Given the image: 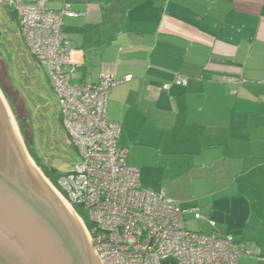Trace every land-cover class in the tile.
I'll return each mask as SVG.
<instances>
[{"label": "crops", "instance_id": "0c3cea01", "mask_svg": "<svg viewBox=\"0 0 264 264\" xmlns=\"http://www.w3.org/2000/svg\"><path fill=\"white\" fill-rule=\"evenodd\" d=\"M48 1L78 13L63 18L81 51L74 80L133 75L106 107L127 164L165 195L168 181L209 178L218 232L258 250L238 264H264V0Z\"/></svg>", "mask_w": 264, "mask_h": 264}, {"label": "built area", "instance_id": "2783aa9c", "mask_svg": "<svg viewBox=\"0 0 264 264\" xmlns=\"http://www.w3.org/2000/svg\"><path fill=\"white\" fill-rule=\"evenodd\" d=\"M1 2L13 10L21 37L57 95L61 123L79 155L57 178L58 192L80 219L100 264H238L242 254L258 253L231 233L187 229V211L212 229L216 225L199 207L181 208L163 191L141 186L138 169L126 162L127 148L118 144L120 125L106 113L111 89L133 75L102 73L97 82L73 81L67 67L79 65L81 51L63 31V18L78 15L69 4L54 10L48 0ZM174 82L184 85L187 78L176 74ZM74 207L85 211L88 227Z\"/></svg>", "mask_w": 264, "mask_h": 264}, {"label": "rangeland", "instance_id": "374dc122", "mask_svg": "<svg viewBox=\"0 0 264 264\" xmlns=\"http://www.w3.org/2000/svg\"><path fill=\"white\" fill-rule=\"evenodd\" d=\"M67 68L69 71H72V67ZM6 72L14 89L18 91L17 93L11 91L9 87L11 83L5 74ZM0 79L5 86L8 87L10 95L15 97L13 102L15 105L14 107L9 99L4 96L0 88V96L4 100L8 113L10 114V121H8V124L14 133V139L12 138V140L17 142L19 154L26 160V167L30 172H35L36 168L38 170L37 172H39L51 185L58 202H60V205L55 202L59 211L64 216L66 213L69 214V216L67 214L69 226L70 223L72 226L75 225L76 221L81 237L87 242L88 237L84 227L81 226L80 219L74 214L78 218L80 225L77 220H73V216L71 217V214L67 210V207L69 208V206L66 201L61 197L57 188L44 176L41 169L35 164V161L29 154L27 146L24 143V136L20 123L22 124V127L25 126L27 133H29L30 127L33 128L32 146L35 154L42 160L46 167L54 169L59 173H65L70 171L72 166L79 161V155L69 144L65 129L61 123L58 98L51 87L47 70L44 66H40L35 62L19 33L16 15L11 8L5 7L1 0ZM73 81L78 82L74 79ZM1 118L4 122L2 116ZM19 119L22 120L20 123ZM30 124L32 126H30ZM7 148L10 149L9 147ZM26 174L29 175L27 172ZM141 174V177H139L141 186L155 190L154 171H143ZM168 184L169 186L167 188L170 190L171 195L167 194L166 196H170L172 201H174L179 207L187 210L193 207H199L205 216L210 217L207 210L210 208L208 207V204L211 199L212 190H214L215 187H213L212 181L209 180V178L205 179L200 175L197 177L191 175L189 177L168 181ZM77 209L81 217L87 221L85 211L81 207H77ZM184 223L185 227L191 231H201L204 233L214 232L215 234H219L220 232L218 229L220 225L216 223L217 228L215 227L212 229L206 222L195 218L192 212L187 211L184 214ZM90 253L92 254L94 264H98L94 251L91 250ZM245 256L251 257L253 255L242 254L239 259Z\"/></svg>", "mask_w": 264, "mask_h": 264}, {"label": "water", "instance_id": "95a60500", "mask_svg": "<svg viewBox=\"0 0 264 264\" xmlns=\"http://www.w3.org/2000/svg\"><path fill=\"white\" fill-rule=\"evenodd\" d=\"M12 154L0 144V264H94L89 240L70 228L51 185L26 175Z\"/></svg>", "mask_w": 264, "mask_h": 264}, {"label": "bare ground", "instance_id": "6f19581e", "mask_svg": "<svg viewBox=\"0 0 264 264\" xmlns=\"http://www.w3.org/2000/svg\"><path fill=\"white\" fill-rule=\"evenodd\" d=\"M1 116L4 119V122L2 121ZM9 118H10V114L8 113V109H7V107H6L5 103H4V100L0 96V129L2 130V131L0 130V144H1V147H2V150H3V153H4V155H7V149H8L7 147H9L11 150H13V153L15 154V156L18 157V158L16 157V160L20 164V166H21L22 170L24 171V173L26 174V172H27L29 175L32 176V178H34V180L37 183L38 182L40 183V181L42 179L41 178V174L39 172H37L38 170L36 168H35V172H30V170L26 167L27 166L26 160L18 152L17 142L15 140H12V138L14 139V133H13L12 129L10 128L9 124H8V121H10ZM6 162H7V164H9L8 158L6 159ZM69 208H70V206H69ZM69 208L67 207V210L71 214V217L73 216V220L74 219L77 220V222L80 225V222H79L78 218L76 217L77 215L75 216L74 212L71 211L72 209L70 208L71 209L70 210ZM75 224H77L76 221H75ZM70 227H72L71 223H70ZM72 229L74 230V228H72ZM94 255L96 256L95 253H94ZM96 259L98 261L97 256H96ZM98 264H100L99 261H98Z\"/></svg>", "mask_w": 264, "mask_h": 264}, {"label": "trees", "instance_id": "16d2710c", "mask_svg": "<svg viewBox=\"0 0 264 264\" xmlns=\"http://www.w3.org/2000/svg\"><path fill=\"white\" fill-rule=\"evenodd\" d=\"M6 74V76L8 77V79L10 80V78H9V76H8V74H7V72L5 73ZM10 83H11V80H10ZM10 87V89H11V91H13V92H18L16 89H14V87H13V85H12V83H11V85L9 86ZM0 88H1V90H2V92H3V94H4V96L7 98V99H9V101L11 102V99H10V93H9V89H8V87H6L5 86V84L1 81V79H0ZM28 116H29V114H28ZM17 117H19V116H17ZM21 121H20V119H19V123H20ZM24 125V124H23ZM20 126H21V130H22V132H23V136H24V143H25V145L27 146V150H28V152H29V154L31 155V157L33 158V160L35 161V164L41 169V171L43 172V174H44V176L57 188V183H56V181H57V178L62 174V173H59V172H57L56 170H54V169H51V168H48V167H46L44 164H43V162H42V160L40 159V158H38L37 157V155L35 154V152H34V148H33V146H32V142H33V128L32 127H30V130H29V133H27V131H26V129H25V126H23L22 127V124L20 123ZM30 126H32L31 124H30ZM58 189V188H57ZM58 191H60L59 189H58ZM61 192V191H60ZM75 208V210L77 211V213H78V209H77V207H74ZM78 215L81 217V215L78 213ZM82 219H84L83 217H81ZM85 222V225H86V227H88L89 226V223L87 222V221H84ZM236 240V239H235ZM236 241H238V240H236ZM240 242V241H239Z\"/></svg>", "mask_w": 264, "mask_h": 264}, {"label": "flooded vegetation", "instance_id": "af4514ba", "mask_svg": "<svg viewBox=\"0 0 264 264\" xmlns=\"http://www.w3.org/2000/svg\"><path fill=\"white\" fill-rule=\"evenodd\" d=\"M10 99H11L12 105L15 107V105L13 104L15 97H13L12 95H10ZM20 121H22V120L20 119Z\"/></svg>", "mask_w": 264, "mask_h": 264}]
</instances>
